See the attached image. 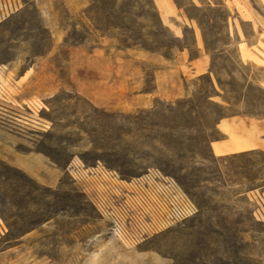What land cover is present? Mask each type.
Masks as SVG:
<instances>
[{
	"label": "rangeland",
	"instance_id": "obj_1",
	"mask_svg": "<svg viewBox=\"0 0 264 264\" xmlns=\"http://www.w3.org/2000/svg\"><path fill=\"white\" fill-rule=\"evenodd\" d=\"M171 1L0 0V264H264V150H210L220 119L264 118V16ZM199 51L211 75L185 68ZM98 163L158 169L198 213L124 246L72 178Z\"/></svg>",
	"mask_w": 264,
	"mask_h": 264
},
{
	"label": "built area",
	"instance_id": "obj_2",
	"mask_svg": "<svg viewBox=\"0 0 264 264\" xmlns=\"http://www.w3.org/2000/svg\"><path fill=\"white\" fill-rule=\"evenodd\" d=\"M72 172V178L87 194V202L106 223L109 235L124 246H137L198 213L177 181L158 169L129 179L99 163L87 167L83 177L77 167ZM258 213L261 215L262 210Z\"/></svg>",
	"mask_w": 264,
	"mask_h": 264
},
{
	"label": "crops",
	"instance_id": "obj_3",
	"mask_svg": "<svg viewBox=\"0 0 264 264\" xmlns=\"http://www.w3.org/2000/svg\"><path fill=\"white\" fill-rule=\"evenodd\" d=\"M155 6L164 21L166 14L173 9L171 0H154ZM251 9L264 16V0H249ZM196 45L200 48L198 37ZM185 68L192 76L211 75V63L206 55H198L186 61ZM229 106V104H227ZM216 130L223 139L210 143V150L216 156L235 155L254 149L264 150V118H255L243 114L224 117L216 124ZM11 163L17 168L33 174L48 169L47 164L35 154L12 155Z\"/></svg>",
	"mask_w": 264,
	"mask_h": 264
}]
</instances>
